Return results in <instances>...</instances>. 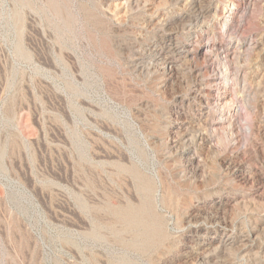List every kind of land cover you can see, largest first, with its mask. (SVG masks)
Wrapping results in <instances>:
<instances>
[{
	"label": "rangeland",
	"instance_id": "374dc122",
	"mask_svg": "<svg viewBox=\"0 0 264 264\" xmlns=\"http://www.w3.org/2000/svg\"><path fill=\"white\" fill-rule=\"evenodd\" d=\"M169 1L146 0V11L170 15L175 9L169 6ZM121 2L111 0L110 6L122 14ZM182 2L184 0H179ZM95 12L94 0H0V264H96L95 253L115 249L120 243L119 235L113 230L116 220L105 225L101 208L95 210V220L91 222L88 193L93 165L86 120L90 115L88 102L100 106L103 101H108L109 113L107 110L102 115L109 121L114 118L115 123L121 125L125 124L128 114L137 122L133 115L136 109L154 122L159 120L162 111L175 105L179 108L173 102L174 93L180 90L177 84L168 83L159 88L156 76L142 67L150 59L149 44L152 41L158 46L167 43V32L153 30L145 39L135 40L132 33H111ZM23 15H26L27 23L28 17L34 18L37 24L40 20V26L46 31L30 33L27 28L22 32L24 39L21 42L18 27ZM255 17L262 24L264 15ZM253 20L254 17H248V25H254ZM263 28L259 26L257 30V45L249 57L251 60L247 61L246 71L251 78H264V60L256 58L259 50L264 49ZM175 30L180 32L179 27ZM173 36V45L179 46L186 40L184 33ZM74 53L78 60L72 61ZM235 95L232 93L233 99ZM263 106H259L256 114L241 107L238 126L244 137L263 124ZM188 114L196 119L198 111L191 110ZM172 121L177 122L172 117L163 120L167 124ZM250 122L254 124L252 130ZM110 137L111 140H100L97 147L115 150L112 142L115 136ZM222 143L223 140L219 146L208 145L204 149L208 170L215 169L213 162L218 154L235 153L236 149L223 153ZM239 146L242 147L243 142ZM150 154L152 152L147 153ZM132 155L141 167L156 169L163 180L170 181L171 170L162 160L151 163L138 149H132ZM253 169L264 176L263 168L244 164V170ZM94 171L98 175L100 166ZM209 185L206 191L197 185L188 191L180 187L177 190L179 203L184 200L186 210L190 207L198 210L211 203L213 198L240 194L225 182L222 171L209 179ZM196 194L197 198L193 196ZM254 198L260 200L262 195ZM166 205L168 201L164 199L161 206ZM229 206V212L237 207L240 211L246 208L248 213L253 211L249 204L232 203ZM120 234L122 239L125 236L130 239L126 244L128 251L147 261L151 254L159 251L170 264H190L187 251H183L190 250L193 241L182 244L184 241L179 239L166 254L160 250L161 244L166 246L163 238L152 243L153 238L136 237L127 226L121 228ZM201 234L204 236L205 232ZM261 240L264 242V236ZM248 255L238 258L239 263L264 264L261 256ZM143 264L149 263L144 261Z\"/></svg>",
	"mask_w": 264,
	"mask_h": 264
},
{
	"label": "bare ground",
	"instance_id": "6f19581e",
	"mask_svg": "<svg viewBox=\"0 0 264 264\" xmlns=\"http://www.w3.org/2000/svg\"><path fill=\"white\" fill-rule=\"evenodd\" d=\"M94 1L95 15L111 33H132L133 38L138 40L145 39L153 30L167 32V43L158 46L152 41L149 44L150 59L142 67L156 76L159 88L175 83L180 89L173 95V102L180 109L176 105L166 109L154 122L140 115L141 111L136 109L133 115L137 122L128 114L125 124L121 125L115 123L114 118L109 121L102 115L109 109L108 101H103L100 106L88 102L90 115L86 120L93 165L89 173L88 193L91 222L95 220V210L101 208L105 225L116 220L113 230L120 240L115 249L95 253V263L143 264L145 261L149 264H170L159 251L151 254L148 261L128 251L126 244L130 243V239L126 236L122 239L120 234L123 226H127V230L136 237L153 238L152 243L163 238L166 246L161 244L160 250L166 254L179 239L184 241L182 244L195 242L190 250L183 251H187L190 264H240L238 260L248 253L264 258V242L261 240L264 236V176L256 169L244 170V164L264 170V115L261 114L263 124H256L257 131H251L247 137L242 135L238 126L241 107L252 114L257 110L259 112V106L264 105V78H251L246 71L247 61L257 45V30L259 26L264 27V21L259 24L255 20V16L264 15V0H184L182 3L170 0L169 6L175 9L170 15L162 14V11L147 12L146 0H122V14L110 6L111 0ZM248 17H254V25H248ZM25 18L26 15H23L18 27L21 42L24 39L22 32L27 28L30 33L46 31L40 26V20L37 24L34 18L28 17L27 23ZM176 27L180 32L175 30ZM179 33H184L186 40L179 46L173 45V35ZM107 46L110 47L109 41ZM167 48L169 52L165 53ZM256 58L264 60V49L259 50ZM73 60H78L75 53ZM234 92L235 99L231 96ZM191 110L198 111L196 119L188 114ZM167 117L175 118L177 122H163ZM253 125L250 122L251 130ZM110 135L115 136L112 142L116 149L107 151L98 148L100 140L112 139ZM222 140L223 153L236 151L230 155L215 156V169L208 170L203 157L204 149L208 145L219 146ZM242 142L243 146L238 148L237 145ZM132 149H138L151 163L156 159L162 160L171 170L170 181L163 180L156 169L141 167L134 159ZM151 152L152 155H147ZM97 166H100L98 175L94 171ZM220 171L224 172L225 182L240 194L229 193L213 198L211 203L209 201L208 205L198 210L191 207L186 210L184 200L179 203L177 190L180 187L188 191L197 185L206 191L210 186L209 179ZM258 194L262 195V199L255 200ZM193 196L198 197L197 194ZM164 199L168 201L166 207L161 206ZM232 203L249 204L253 211L248 213L247 208L240 211L238 207L234 210L232 207V212H229ZM183 228L186 231H182Z\"/></svg>",
	"mask_w": 264,
	"mask_h": 264
}]
</instances>
